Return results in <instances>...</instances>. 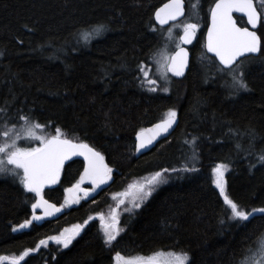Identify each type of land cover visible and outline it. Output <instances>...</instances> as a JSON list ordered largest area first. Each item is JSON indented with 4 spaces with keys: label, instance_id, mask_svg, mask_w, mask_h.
Returning a JSON list of instances; mask_svg holds the SVG:
<instances>
[{
    "label": "trees",
    "instance_id": "1",
    "mask_svg": "<svg viewBox=\"0 0 264 264\" xmlns=\"http://www.w3.org/2000/svg\"><path fill=\"white\" fill-rule=\"evenodd\" d=\"M166 1L0 0V122L19 124L27 117L44 125L48 137L59 128L66 138L94 147L112 169L97 193L22 229L37 196L21 183L22 171L0 176V256L35 249L20 264H114L116 252L173 251L186 252L187 264H240L264 240V213L252 212L264 208V21L261 53L243 59L246 89L233 88L225 69L205 52L207 20L200 18L205 27L191 47L185 76L172 78L168 92L162 83L151 91L157 86L139 69L155 73L164 28L154 13ZM210 1L202 0L203 12ZM97 25L104 26L98 34ZM170 108L178 117L173 133L138 154L137 132ZM218 164L230 167L226 193L252 213L248 220L230 219L213 183ZM83 169L82 159L66 163L43 196L64 205L65 189ZM155 172L167 183L139 209L120 214L123 230L106 244L96 216L115 205L114 196L132 181ZM76 224L83 228L69 247L40 244Z\"/></svg>",
    "mask_w": 264,
    "mask_h": 264
},
{
    "label": "snow or ice",
    "instance_id": "2",
    "mask_svg": "<svg viewBox=\"0 0 264 264\" xmlns=\"http://www.w3.org/2000/svg\"><path fill=\"white\" fill-rule=\"evenodd\" d=\"M264 2V0H262ZM195 7V5H193ZM233 11L245 13L247 15V23L252 25L253 28L259 23L264 21V11H257V7L254 4V0H216L215 6L211 8V26L207 32V50L215 53L219 58L220 64L225 66L229 71L232 70L235 62L238 58L245 56L246 54H257L262 51L261 36L254 30H249L248 27H239L233 18ZM184 13V0H169L164 4L162 8L156 10L155 18L160 24H166L169 20H176L177 17L182 16ZM184 34L180 37V40L184 43H192L193 38L196 36V31L199 25L196 23H185L182 25ZM104 30L103 25H97L93 32L100 33ZM171 31V29L169 30ZM92 33H86L85 35H91ZM178 50L165 58V62L161 65L162 76L166 77L167 72H172L176 76L183 75L184 68L188 63L187 50L179 47ZM145 78L149 73L140 67L139 69ZM223 70V69H222ZM149 85H154L155 80H148ZM233 86L238 89H246L248 87L246 81L243 78V73L239 75H233ZM149 90L155 91V88ZM163 91L167 92L168 89L164 88ZM177 113L175 109H168L164 114V118L159 123L155 124L152 129H141L137 133V150L145 147L147 144H151L152 140L159 136L162 132H167L176 121ZM27 121V117H23ZM44 125L39 123L33 124L24 130V134L27 137H32L40 140V145L33 148H21L16 145L15 139L12 143L7 142L0 144V154H3L4 158L0 159V172L11 171L16 175H20L21 183L24 187L39 197L36 203L32 204L33 219L39 220L42 217L35 214V209L40 207L44 209V216H51L54 212H59L60 208H57L55 204H50L43 198L42 189L46 184H56L60 178L61 170L64 167L65 161L69 160L73 156L84 157V170L80 175V179L71 188L65 189V192L73 194V198L65 197V204L79 203V197L75 196V192L83 191L87 196L90 190L80 189V184L84 180H91L93 188L91 191H95L101 184L111 179L112 169L104 162V156L96 149L90 147L87 143H76L71 139L64 136L61 129H56V134L45 138L37 137L34 129L43 128ZM13 133L16 139L20 138V133L15 131ZM145 131L152 132V136L145 139L143 134ZM4 137L11 139L9 131L3 133ZM5 159L7 164L13 165L12 169L5 167ZM264 160V157H261ZM226 165L218 164L213 172L215 173V179L213 183L219 188L220 195L223 196L224 203L230 210V219H239L246 221L252 215L251 212L243 210L233 199L226 193L224 170ZM163 182L162 172H155L151 179L141 184L129 185V188H135L138 196H134L133 199H145L152 192L151 185H155ZM145 184L149 187H145ZM127 195V193L119 194ZM120 200V203H123ZM139 203H135L134 207H139ZM64 205H61V208ZM131 209H127L130 211ZM264 213V208L253 209L252 212ZM100 220L103 228L104 241L106 244H112L119 235L121 229L119 228V216L115 209L111 210L109 221H105L104 215L101 213ZM89 219H92L89 217ZM87 223V221H85ZM31 224V221L26 220L23 225L19 227H27ZM83 225H73L71 229H65L59 236L50 237L49 239L55 240L58 244H63L67 247L73 240V238L79 234ZM46 240H41L40 244H46ZM35 249H26L20 256H0V261L10 260L11 264H20V261L24 259L30 252ZM257 251L264 256V241L257 243ZM162 253H155L152 256H122L120 252L115 253L116 264H159L157 259ZM189 260L186 252L169 253L166 264H186ZM248 257L244 258L242 264H246ZM252 264H264L262 260H253Z\"/></svg>",
    "mask_w": 264,
    "mask_h": 264
},
{
    "label": "rangeland",
    "instance_id": "3",
    "mask_svg": "<svg viewBox=\"0 0 264 264\" xmlns=\"http://www.w3.org/2000/svg\"><path fill=\"white\" fill-rule=\"evenodd\" d=\"M195 1L196 0H187V2H188V14H187V18H185L184 20H182V22H180V23H176V25L173 24V25H171V26H169L167 28H164L163 34H164V38L165 39H164V42H163L164 43L163 44V47H161L159 49V51L155 54V56L153 58V61H154L153 67L155 69V73H153L152 70H149L148 71L149 75L147 77V81L148 80H155L156 81V83L154 85H156L157 87H152V88H156L157 89L158 88V84L162 83L163 85L166 86L165 88H167L168 91H169V85H170V83L172 82L173 79L170 77V75L168 74V72L166 74V77L165 76H162L161 65L164 64L165 58L168 57V56H171L172 53H173V51L175 49H177V45H179V46L181 45V42L179 41V37H180L181 33L183 32L182 25L185 24V23H193V22H199V23H201L200 18H195L196 17V14L195 13H196V11H198V9L196 8V6L193 7V5H195ZM257 2H258L259 6L261 8V11H262L264 2H262V0H258ZM200 6L202 7L201 2H200L199 7H198L199 9H200ZM207 9H208V7L206 8V10ZM170 29H171V31H169ZM176 30H177V32H176ZM244 66H245V60L244 61L241 60L235 66L232 67V70L231 71L224 70V72L227 73L228 76L232 79L231 86L233 88H236V87L233 86V75H239L240 73H243V75H244ZM152 76L153 77L155 76V77L152 78ZM163 92H165V91H163ZM33 124H36V122H30V121H25V120L22 121L19 124H8V123H5L3 121L0 122V144H3L5 142L11 144L12 143V140L15 139L16 145L18 147H21V148L38 147L40 145V140L39 139L32 138V137H27L24 134V130L27 127H29V126H31ZM13 128H15V131L16 132H19L20 133V138L19 139H16L15 138V135H14V133L12 131ZM5 131H9V134H10L11 139L4 137L3 133ZM44 131H45V127L38 128V129H34V132H35V134H36L37 137H45V138H48L47 134ZM50 131L53 132V135L56 134V130H54V131L50 130ZM3 158H4L3 154H0V159H3ZM223 165H225V164H223ZM5 167L7 169H12L14 166L13 165H10V164H7L6 159H5ZM229 169H230V167L228 165H226V169L224 170V177L226 176V174L229 171ZM3 175L16 176V174H14L11 171L0 172V176H3ZM152 175L153 174H150V175H146L145 177H142V178H139V179H135L129 185L145 183L146 181H148V180L151 179ZM162 177H163V182L158 183V184H155V185H151V187H152L151 194L148 195L143 200H140V199L134 200L133 197L134 196H138L139 194L137 193V191H136L135 188L130 189L129 186L123 192L116 194L114 196V198L116 199V204L113 205V206H111V207H109L105 212L102 213L104 215V217H105V221H109L111 219L110 213H111V210L112 209H115L116 210V212H117V214H118L119 217H120V214H122L124 211H127V209H131L128 212H133V211L139 209L153 195V193L160 186H162L163 184L167 183V177L163 173H162ZM111 178H112V173H111ZM214 179H215V173L213 172V181H214ZM110 180L111 179H109L108 182ZM214 186L217 188V186L215 184H214ZM145 187L147 188V187H149V185L145 184ZM124 193H127V195H119V194H124ZM66 196H68L69 198H73V196H71L70 193H66L65 197ZM76 196H78L80 198L79 199V202L81 200L86 199L88 197V196H85L83 193H79ZM120 200H123L124 202L123 203H120ZM135 203H139L140 206L138 208L137 207H134V204ZM75 204H78V203H68V204H65V202H64V207L61 208V211L65 210L68 207H70L71 205H75ZM35 214L38 215V213H35ZM96 218L99 220V223L102 226L101 220H100V215L98 214L96 216ZM30 221L32 222V221H37V220L33 219V217H32V219ZM27 227H29V225ZM71 228H72V226L67 227L65 229H71ZM119 228L121 229V231H120V233H121L123 229L120 227V224H119ZM18 229H22V228H18ZM65 229H63L58 235H55V236H59L62 232H64ZM102 230H103V228H102ZM103 236H104V234H103ZM51 237H54V236H51ZM76 237H77V235L73 238V240ZM49 238L46 240L47 243L46 244H43L44 246H47L49 243H54L56 245L61 246L62 248H67L73 242V240H72V242L67 247H64L63 244H58L55 240H51ZM262 241H264V240H262ZM155 253H162L163 255L159 256L157 259L159 260V262H161L163 264H166V261L168 260V254L169 253H176V252H173V251H157V252H154V253H152V254H150L148 256H152ZM148 256H143V257H148ZM188 257H189V255H188ZM247 257H248V261L246 262V264H252V261L253 260H262V261H264V256H261V254L257 251V246L255 247V249ZM242 261H244V259H242ZM242 261H241L240 264H242ZM4 262H6V261H0V264H3ZM7 262H11V261L10 260H7ZM187 262H186V264H187ZM114 264H116V261L114 262Z\"/></svg>",
    "mask_w": 264,
    "mask_h": 264
},
{
    "label": "water",
    "instance_id": "4",
    "mask_svg": "<svg viewBox=\"0 0 264 264\" xmlns=\"http://www.w3.org/2000/svg\"><path fill=\"white\" fill-rule=\"evenodd\" d=\"M168 2H169V0L166 1L165 3H163V4H162L160 7H158L157 9L162 8L163 5L166 4V3H168ZM254 4H255V3H254ZM214 6H215V3L213 4L212 7H214ZM157 9H156V10H157ZM257 11H259V10L257 9ZM155 13H156V11H155ZM155 13H154V21H155V24H156L157 26H160V27H166V26H168L170 23H173V22H176V21L181 20V19L185 16V8H184V13H183L182 16L177 17L176 20H169L166 24H163V25L160 24L158 20H156V18H155ZM232 15H233V18H234V20L236 21V23H237V19H236V17H235L236 15H237V16H241V17H244V19H245V21H246V24H247L246 27H248L249 30H254V31L257 32V29H258V27H259V25H260V22L255 26V28H253L252 25H250V24L247 23V15H246L245 13H241V12L233 11ZM237 25H238L239 27H241L238 23H237ZM210 26H211V11H210L209 22H208V25H207V28H206V32H205V36H204L205 51H206L210 56L214 57V58L218 61V63L220 64L219 58L216 57L215 53L209 52V51L207 50V32H208V28H209ZM183 34H184V32L182 33L181 36H183ZM257 34H258V32H257ZM258 35H259V34H258ZM181 36H180V37H181ZM196 37H197V34H196V36L193 38L192 43H190V44H189V43H184L183 41H181V44H182L181 47L184 48V49H186V50H187V53H188V63H187V65H186L185 68H184L183 75H181V76H176L174 73H172V72H168L173 78H175V79H181L182 77L185 76L186 72L188 71V68H189V65H190V61H191V59H190V52H189V50H188V47L191 46V45L195 42ZM177 50H178V48L173 52V54H174ZM258 55H259V53H257V54H246L245 56L238 58L237 61L235 62V64H236L237 62H239V61H240L242 58H244V57H248V56H258ZM235 64H234V65H235ZM220 65H221V64H220ZM221 66H222L223 68L227 69L225 66H223V65H221ZM159 122H160V120H159L158 122L153 123V124L150 125V126H147V127L144 128V129H145V130L152 129L153 126H154L155 124L159 123ZM177 124H178V117L176 118V121L173 123L172 127L169 128L167 132H162L159 136H156V138H155L154 140H152L151 144H147L145 147L140 148L139 150H137V144L139 143V141L137 140V134H136V135H135V145H136L137 153H138V154H144V153L150 151L151 149H153V148H154V147H155L160 141H162V140L168 138V137L173 133V131L175 130ZM139 132H140V131H139ZM137 133H138V132H137ZM143 136H144L145 139H148V138H150V137L152 136V132H150V131H145L144 134H143ZM74 142H76V143H80V142H77V141H74ZM84 143H85V142H84ZM88 145H89V144H88ZM89 146H90V145H89ZM90 147H92V146H90ZM92 148H93V147H92ZM94 149H95V148H94ZM74 159H82V160L84 161V157H83V156H73V157H71L69 160L65 161V164L68 163V162H70V161H72V160H74ZM104 162L106 163L105 158H104ZM84 163H85V162H84ZM65 164H64V165H65ZM106 164H107V163H106ZM83 170H84V169H83ZM82 173H83V172H82ZM58 181H59V180H58ZM58 181H57V183H58ZM57 183H56V184H46V185L44 186V188L42 189V193H43L46 189H49V188H52V187L56 186ZM106 184H107V182L104 183V184H101L99 187H97V188L95 189V191H91V189L88 188V187H86V186L88 185V186H92V187H93L92 182H91V180H87V179H86V180H84V181L80 184V189H82V190H90V191H89V194H94V193H96L97 191H99L101 188H103ZM78 193H84V192H83V191H77V192H75L74 195L76 196ZM35 194H36V193H35ZM71 195L73 196V194H71ZM36 196H37V195H36ZM38 198H39V197H37V199H38ZM43 198H44V197H43ZM44 199L47 200L46 198H44ZM47 201H48V200H47ZM48 202H49L50 204H53V203H51L50 201H48ZM56 207H57V208H60V207L57 206V205H56ZM37 210L40 211V214H38V216H41V217H42V218L39 219V220H46V219H49V218H54V217H56V216L60 213V211H61V210H60L59 212H54L53 215H51V216H44V209H43V208L38 207ZM159 264H163V263L159 262Z\"/></svg>",
    "mask_w": 264,
    "mask_h": 264
},
{
    "label": "flooded vegetation",
    "instance_id": "5",
    "mask_svg": "<svg viewBox=\"0 0 264 264\" xmlns=\"http://www.w3.org/2000/svg\"><path fill=\"white\" fill-rule=\"evenodd\" d=\"M254 1H255V4H256L257 8L260 10V7H259L258 2H257L256 0H254ZM184 2H185V9H186V11H187V10H188V2H187V0H184ZM200 2H201V4L203 3L202 0H196V1H195V6H196V8L198 9V11H196V13H195V14H196V17H195V18H206V20H207L206 28H207L208 20H209V18H210V9H211V7L213 6V4L216 2V0H212V1H210L211 5L208 7V9H207L205 12H203V11L201 10V6H200V9L198 8ZM260 11H261V10H260ZM235 17L237 18V21H238V18H242V19H243V24H240L242 27L247 26L244 17L237 16V15H236ZM184 18H187V14L185 15ZM176 23H180V21H179V22H176ZM176 23H172V24L168 25L167 27H169V26H171V25H173V24L176 25ZM193 23H196V24L199 25V28L197 29L196 33H197V36L201 35L200 33H201L202 29L205 27V24H203L202 22H201L202 24L199 23V22H193ZM176 32H177V30H176ZM164 39H165V38H164ZM180 46H181V45H180ZM191 47H192V46H190L189 49H188L189 52H190V59H191V57H192V54H191Z\"/></svg>",
    "mask_w": 264,
    "mask_h": 264
},
{
    "label": "bare ground",
    "instance_id": "6",
    "mask_svg": "<svg viewBox=\"0 0 264 264\" xmlns=\"http://www.w3.org/2000/svg\"><path fill=\"white\" fill-rule=\"evenodd\" d=\"M180 42H181V41H180ZM192 45H193V44H192ZM181 46H182V44H181ZM181 46H179V47H181ZM162 47H163V46H162ZM189 47H190V46H189ZM189 47H188V49H189ZM175 50H176V49H175ZM237 63H238V62H237ZM237 63H236V64H237ZM236 64H235V65H236ZM235 65H234V66H235ZM232 67H233V66H232Z\"/></svg>",
    "mask_w": 264,
    "mask_h": 264
}]
</instances>
